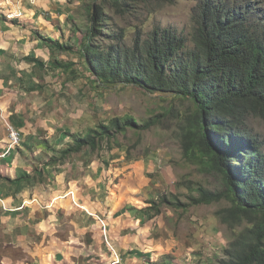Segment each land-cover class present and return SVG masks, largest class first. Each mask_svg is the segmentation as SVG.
<instances>
[{"label": "rangeland", "instance_id": "rangeland-1", "mask_svg": "<svg viewBox=\"0 0 264 264\" xmlns=\"http://www.w3.org/2000/svg\"><path fill=\"white\" fill-rule=\"evenodd\" d=\"M102 1L0 0V45L7 50L13 43L11 50L0 55V140H4L1 145L14 144L8 119L11 114L25 124L18 131L23 132L19 144L26 136L34 135L35 145L43 142L58 149L63 145H56L60 131L85 133L111 118L131 117L142 125L159 116V123L147 130L127 129L110 144L111 151L103 145L100 150L89 152L86 160H82L81 152L64 164L54 165L51 149L27 151L25 157L29 161L39 158L35 162L38 169L48 166L51 181L49 186L39 184L40 188H58V178L66 184L70 177L81 179L80 175L85 173L89 176L79 187L89 191L97 210L91 213L96 217L90 218L98 225H87L79 212L63 214L53 235L27 233L38 241L37 245L29 239L28 243L16 240L18 231L5 233L0 229V264L1 260L3 264H149L148 261L164 259L173 264H221L224 249L247 224L231 229L222 223L218 212L230 206L225 200L209 205L191 203L198 196V186L211 192L224 189L218 173L182 155L179 121L174 117L189 116L193 112L191 101L170 94H150L132 85L94 87L91 81L95 77L81 65L78 41L86 32L91 5ZM200 2L142 0L125 13L115 11L108 2L102 5L105 26L115 33L123 30L125 37L120 48L130 51L137 39L144 46L151 34L160 30L185 37L188 48H193ZM34 31L72 47L52 55L71 64L68 71L59 73L45 66L34 69L32 63L22 61L27 54L42 58L45 64L51 58ZM107 34L101 28L97 40H106ZM71 71L78 76L73 78ZM25 76L33 77L30 80L41 88L30 90L33 84L29 87ZM248 126L264 142V121L251 118ZM81 161L82 164L78 163ZM163 196L167 202L160 204ZM150 202L160 205V213L153 218L142 212ZM125 207L129 210L119 216L118 212ZM82 224L87 227L81 228ZM106 235L111 247L106 243Z\"/></svg>", "mask_w": 264, "mask_h": 264}, {"label": "trees", "instance_id": "trees-1", "mask_svg": "<svg viewBox=\"0 0 264 264\" xmlns=\"http://www.w3.org/2000/svg\"><path fill=\"white\" fill-rule=\"evenodd\" d=\"M141 1L103 0L91 5L86 32L78 41L81 65L95 77L91 81L94 87L132 85L150 94H170L191 101L193 112L189 116L174 117L179 121L182 155L218 173L224 185L219 192L198 186V196L191 203L209 205L225 200L230 206L218 212L222 223L231 229L247 224L224 249L221 264H264V142L248 126L251 118L264 121V0H201L193 48H188L185 37L160 30L151 34L144 46L137 39L132 50H123L120 43L124 32L115 33L105 26L102 3L108 2L115 11L125 13ZM101 28L109 33L106 40H97ZM34 34L49 50L51 58L46 64L42 58L29 55L22 61L32 63L34 69L45 66L59 73L68 71L71 64L52 55L72 47L36 31ZM6 53L0 50V55ZM71 74L73 78L78 76L73 71ZM33 87L30 90L41 88ZM17 119L16 115L10 117L16 131L24 125L23 120ZM158 119L159 116H154L138 125L131 117L111 118L85 133L60 131L56 145H63L59 149L40 144L52 150L53 162L64 163L74 154L94 153L103 145H108L111 151L110 144L118 134H125L129 128L147 130L156 126ZM19 136L23 137L21 133ZM26 139L31 141L35 137ZM30 178L25 175L12 180L0 174V180L9 185ZM166 202L164 196L159 201ZM150 204L142 212L153 218L160 213V205ZM127 210L125 207L121 213ZM148 263L173 264L170 259Z\"/></svg>", "mask_w": 264, "mask_h": 264}, {"label": "crops", "instance_id": "crops-1", "mask_svg": "<svg viewBox=\"0 0 264 264\" xmlns=\"http://www.w3.org/2000/svg\"><path fill=\"white\" fill-rule=\"evenodd\" d=\"M2 36L3 30L0 28V37ZM0 42H3V39H1ZM11 45H13L12 42L9 44V47ZM9 47L8 49L11 50ZM8 49L6 50L0 45V50L8 52ZM30 78L33 79V77ZM30 78L29 76H25L24 80L28 82L29 87H31L32 84L35 86ZM12 115L13 114L8 118L9 122ZM28 136L33 137L34 135ZM3 141L4 140H0V174L9 177L12 180L16 177L25 175H29L31 178L29 181L19 183L18 185H9L0 181V229L5 231V233H8L9 231H18L19 234L16 236V240H23L28 243L27 239H29L33 244L37 245L39 244L38 241L32 239L27 233L34 231L33 233L37 235H53L57 231L58 222L63 214L67 215L72 212H79V216L82 217V219L85 218L87 220V225H89L90 222L92 223V226L98 225L96 221L94 222L95 219L93 220L90 218L96 217V215L94 216V214L91 213H95L97 210L93 205V200L89 195V191L86 192L79 187V183H82V181H88L87 178H89V176L86 173L80 175L81 179H77V177L66 179V184L60 183L58 178L56 181L58 188L56 189L48 188L47 190L45 188H40L39 184H46L49 186V182L51 181L50 172L46 171L48 166L45 164V167L41 166L38 169L35 166V162L40 161L39 158H34L29 161L25 156L27 151L34 149H40L42 152H45V146L43 144L35 145L33 140L30 141L29 139H26V137L21 144L13 147L7 145L5 147L2 146L1 144ZM88 155L89 151H83L81 157L82 160H86ZM82 162L83 161L78 163L82 164ZM53 163L54 165H59V163ZM99 171H101L100 168H98V172ZM121 210L118 212L119 216L125 213H121ZM103 223L105 228L107 221H104ZM87 225L82 224L80 226L81 228H84L87 227ZM106 240V243L111 247L107 235ZM111 249L117 255L116 250L114 248ZM1 263L3 264L2 260Z\"/></svg>", "mask_w": 264, "mask_h": 264}, {"label": "built area", "instance_id": "built-area-1", "mask_svg": "<svg viewBox=\"0 0 264 264\" xmlns=\"http://www.w3.org/2000/svg\"><path fill=\"white\" fill-rule=\"evenodd\" d=\"M11 129V139L14 141V144H17V145H19V133H18V131H15L14 130V128H10ZM14 144H13V146H14ZM12 146V147H13Z\"/></svg>", "mask_w": 264, "mask_h": 264}]
</instances>
